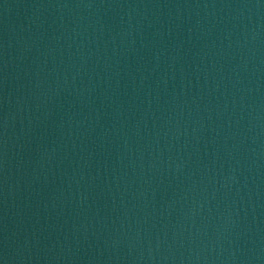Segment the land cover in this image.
I'll return each mask as SVG.
<instances>
[{
	"label": "water",
	"instance_id": "obj_1",
	"mask_svg": "<svg viewBox=\"0 0 264 264\" xmlns=\"http://www.w3.org/2000/svg\"><path fill=\"white\" fill-rule=\"evenodd\" d=\"M0 264H264V0H0Z\"/></svg>",
	"mask_w": 264,
	"mask_h": 264
}]
</instances>
